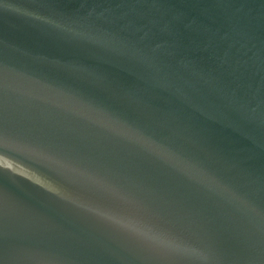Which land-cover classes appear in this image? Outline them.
Instances as JSON below:
<instances>
[{
    "label": "water",
    "instance_id": "1",
    "mask_svg": "<svg viewBox=\"0 0 264 264\" xmlns=\"http://www.w3.org/2000/svg\"><path fill=\"white\" fill-rule=\"evenodd\" d=\"M0 264H264V0H0Z\"/></svg>",
    "mask_w": 264,
    "mask_h": 264
}]
</instances>
